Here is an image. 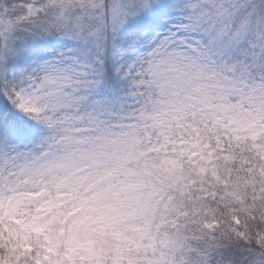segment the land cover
<instances>
[{
  "label": "snow or ice",
  "instance_id": "1",
  "mask_svg": "<svg viewBox=\"0 0 264 264\" xmlns=\"http://www.w3.org/2000/svg\"><path fill=\"white\" fill-rule=\"evenodd\" d=\"M0 264H264V0H0Z\"/></svg>",
  "mask_w": 264,
  "mask_h": 264
}]
</instances>
